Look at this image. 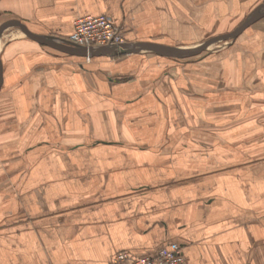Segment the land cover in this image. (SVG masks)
<instances>
[{"label": "crops", "instance_id": "obj_1", "mask_svg": "<svg viewBox=\"0 0 264 264\" xmlns=\"http://www.w3.org/2000/svg\"><path fill=\"white\" fill-rule=\"evenodd\" d=\"M262 5L0 0V264H109L169 243L186 264H264V15L196 56L164 53ZM98 15L120 54L61 47Z\"/></svg>", "mask_w": 264, "mask_h": 264}, {"label": "built area", "instance_id": "obj_2", "mask_svg": "<svg viewBox=\"0 0 264 264\" xmlns=\"http://www.w3.org/2000/svg\"><path fill=\"white\" fill-rule=\"evenodd\" d=\"M69 41L83 47L119 45L122 33L113 21L105 16H84L74 20ZM109 264H186L179 245L169 243L157 249L153 254L136 256L128 251L114 255Z\"/></svg>", "mask_w": 264, "mask_h": 264}, {"label": "water", "instance_id": "obj_3", "mask_svg": "<svg viewBox=\"0 0 264 264\" xmlns=\"http://www.w3.org/2000/svg\"><path fill=\"white\" fill-rule=\"evenodd\" d=\"M262 8H264V5L258 7L244 21V23H242V25H240V27H238L236 30H234L233 32H231L227 35H221V36L214 37V38L209 39L208 41H206V42L202 43L201 45H199L195 48H192V49H174V48L173 49H164V53H166L170 57H173L176 59H184V58L196 56V55L200 54L201 52L207 50L211 45L218 43L220 41L235 39L238 36V34H240L248 25H250L253 21H255L260 16L264 15L261 12ZM1 30H2V28L0 29V31ZM22 31L27 37H29V38H31V39L39 42V43L46 44L47 42H50V39H47V38L45 39L43 37L32 35L28 31H26L25 29H22ZM59 42L61 43L60 44L61 47L63 49H65L66 51H68V53L83 56V57L92 56L94 54H100V52H103L105 54L109 53L110 55H117V54L121 53V51L117 52V50L123 49V47H124L122 45L110 44V45H105V46H91V47L86 48L83 46L76 45L70 41H65V40L60 41L59 40Z\"/></svg>", "mask_w": 264, "mask_h": 264}]
</instances>
